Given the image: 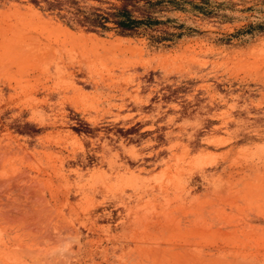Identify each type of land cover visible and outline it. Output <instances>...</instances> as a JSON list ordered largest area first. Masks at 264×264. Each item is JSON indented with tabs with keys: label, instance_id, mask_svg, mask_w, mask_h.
<instances>
[{
	"label": "rangeland",
	"instance_id": "374dc122",
	"mask_svg": "<svg viewBox=\"0 0 264 264\" xmlns=\"http://www.w3.org/2000/svg\"><path fill=\"white\" fill-rule=\"evenodd\" d=\"M0 183V264H264V0H0Z\"/></svg>",
	"mask_w": 264,
	"mask_h": 264
},
{
	"label": "bare ground",
	"instance_id": "6f19581e",
	"mask_svg": "<svg viewBox=\"0 0 264 264\" xmlns=\"http://www.w3.org/2000/svg\"><path fill=\"white\" fill-rule=\"evenodd\" d=\"M34 183H35V182H34ZM0 184H1V183H0ZM4 184H5V183H4ZM0 186H1V185H0ZM4 186H5V185H4ZM30 186H31V185H30ZM26 187H27V186H26ZM33 187H34V186H33ZM22 188H23V187H22ZM38 188H39V187H38ZM36 189H37V188H36ZM22 190H23V189H22ZM22 190H21V191H22ZM27 190H28V188H27ZM29 190H31L32 192H35L34 190H32V187H31V189H30V187H29ZM24 191H25V189H24ZM31 191H30V193H32ZM26 192H28V191H26ZM33 194H34V193H33ZM35 194H36V193H35ZM35 194H34V195H35ZM36 195H37V194H36ZM32 197H33V196H32ZM35 198L40 199L41 197L38 198V196H37V197H35ZM34 200H35V199H34ZM11 203H12L11 201L7 202L6 206H8V207H9V206H10V207H13L12 204H14V206H15V202H13L12 204H11ZM6 206H5V207H6ZM34 206H35V205H34ZM32 207H33V206H32ZM14 208H15V207H14ZM33 213H34V212H33ZM39 216H40V215H39ZM39 216H38V217H39ZM22 217H23V216H22ZM17 218H18V217H17ZM22 219H23V218H22ZM32 219H33V218H32ZM15 222H16V221H15ZM48 237H49V236H48ZM51 237H52V236H51Z\"/></svg>",
	"mask_w": 264,
	"mask_h": 264
},
{
	"label": "trees",
	"instance_id": "16d2710c",
	"mask_svg": "<svg viewBox=\"0 0 264 264\" xmlns=\"http://www.w3.org/2000/svg\"><path fill=\"white\" fill-rule=\"evenodd\" d=\"M126 23H128V22H126ZM120 25H124V24L121 23Z\"/></svg>",
	"mask_w": 264,
	"mask_h": 264
}]
</instances>
